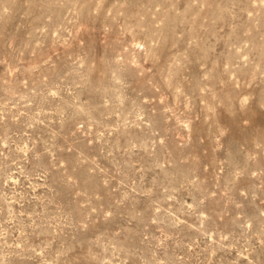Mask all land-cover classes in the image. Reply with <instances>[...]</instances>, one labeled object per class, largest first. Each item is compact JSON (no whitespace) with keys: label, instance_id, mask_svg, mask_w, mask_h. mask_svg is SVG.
Returning a JSON list of instances; mask_svg holds the SVG:
<instances>
[{"label":"rangeland","instance_id":"rangeland-1","mask_svg":"<svg viewBox=\"0 0 264 264\" xmlns=\"http://www.w3.org/2000/svg\"><path fill=\"white\" fill-rule=\"evenodd\" d=\"M0 264H264V0H0Z\"/></svg>","mask_w":264,"mask_h":264}]
</instances>
